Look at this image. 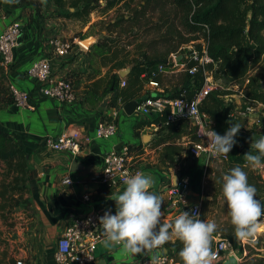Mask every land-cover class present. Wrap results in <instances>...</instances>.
<instances>
[{
	"label": "crops",
	"instance_id": "0c3cea01",
	"mask_svg": "<svg viewBox=\"0 0 264 264\" xmlns=\"http://www.w3.org/2000/svg\"><path fill=\"white\" fill-rule=\"evenodd\" d=\"M41 1V14L38 15L31 1L0 0V31L13 20L23 23L20 44L15 49V61L10 68L5 69L6 83L11 88L30 92L32 103L29 107L16 104L14 99L0 102V128L15 136L26 154L29 197L32 203L29 208L26 205L17 208L12 214L13 218L7 222L0 217V264H16L18 260H23L25 264H57L54 259L57 240L63 233L70 214L116 209V202L112 198L124 188L109 189L95 177L103 166L105 154L119 144L135 146L142 143L145 145V151H150L152 157H155L156 170L142 171L157 177V184L150 187L149 191L157 194L162 200L161 222L171 225L174 221L173 209L170 208L168 194L164 189L170 179L173 181L174 175L179 178L180 173H175L173 166L167 167L171 169L170 174L165 173V165L158 160L164 144L154 146L151 143L157 138V133L151 131L153 127L150 125L142 128L141 133L152 135L151 140L147 144L141 141L143 138L136 134V123L139 119L123 110L121 97L107 108H100V103L105 97L102 95L103 87L112 73H119L121 69L110 71L113 61L106 57V61L100 60V64L91 63L93 42L86 45L85 41L93 37L74 39L75 43L82 41L87 46L86 49L80 50L76 43L66 55L58 56L52 61L55 77L68 76L74 81L77 93L74 103L61 104L45 96L38 88V81L27 75L26 71L32 63L49 51L50 39L54 36L64 38L73 32L64 27H68L70 20L59 14L53 0ZM126 67L132 68V65ZM168 77H161L164 88L171 87L167 81ZM119 88L123 87L119 84ZM245 88L243 87L244 96L242 90L237 92L236 89V92L229 94V100L234 105L232 111L236 113L237 124L241 127L240 137L251 144L253 138L259 137L250 130L256 127L255 124L263 129L264 134V125L261 127L262 118L259 113L264 111V106L256 104L254 112L244 111L246 104L252 102L247 97ZM113 94L112 91L111 99ZM105 118L117 121L119 133L110 139L93 138L79 155L56 151L44 143L46 135L57 136L74 129L93 135L98 121ZM185 137L175 141L185 147L180 155H175L176 161H181L182 156L186 154V141H181L185 140ZM147 146L150 147L149 151ZM260 174L264 180V168ZM66 177H70L72 182L64 183L63 179ZM86 195L89 199L84 198ZM4 228L8 231H4ZM176 238L171 235L166 242H173ZM174 249V246L168 245L165 248L164 244H160L147 252L150 255H158L166 251L173 252ZM97 255L98 262L104 259L105 264H129L138 258L137 254L125 251L122 244L108 240L99 246Z\"/></svg>",
	"mask_w": 264,
	"mask_h": 264
},
{
	"label": "trees",
	"instance_id": "16d2710c",
	"mask_svg": "<svg viewBox=\"0 0 264 264\" xmlns=\"http://www.w3.org/2000/svg\"><path fill=\"white\" fill-rule=\"evenodd\" d=\"M31 1L38 15L41 14V0H21V2ZM101 0H55L58 8L66 6L74 7V11L63 13L58 11L64 17H77L84 19L97 8L107 11L117 7L125 0H105L102 5ZM155 0H142L134 14L131 17H122L113 21L110 26L118 27L122 23L132 26L135 22V16L144 14L151 8ZM166 1V0H164ZM179 9L183 25L190 32L203 31L210 54L217 60V65L226 71L227 76L234 84L243 83L248 77L247 97L252 100L264 103V73H255L250 75V70L260 64L264 55V0H167ZM131 30L129 28L126 31ZM198 37L197 39L201 38ZM107 54H111L107 59L113 61L110 71L120 70L127 65H132L129 74L126 76V85L119 88L120 76L118 72L112 73L110 79L103 87L102 95L105 96L110 90L113 91V98L110 104L114 103L118 97L122 98L123 104L137 98L143 92V81L140 75L149 67L157 62L167 60L153 59L144 54L141 60L136 57H129L127 51L123 49L125 55L122 59H117L116 49L111 45H106ZM195 65L190 62L189 66ZM264 69V68H263ZM7 75L4 68L0 65V102L13 100V94L10 87L6 85ZM6 83V84H5ZM204 83L202 71L194 76L187 75L183 86L176 89L171 96L184 94L188 101L196 96ZM4 85V86H3ZM6 86V87H5ZM8 93V95H6ZM225 92L212 90L202 100L201 110L208 112L216 120V131L223 134L225 130L233 123L237 124V118L231 116L232 104L225 101ZM262 120V119H261ZM152 123L159 126V135L151 143L154 146L163 145L158 160L166 167L173 166V162L185 150L184 145L177 144L175 141L183 136L190 140H196L195 127L188 120H178L168 125H163L158 118L139 120L136 134L141 138V129ZM237 144L229 152V163L234 166H240L248 175V182L257 188V197L264 193V180L260 173L252 166L246 164L244 154L251 148V144L242 139L237 134ZM169 142V143H166ZM134 148L130 145V149ZM180 158V157H178ZM250 164V162H248ZM28 163L26 154L19 141L11 133L0 128V217L7 222L13 218L12 214L17 208L26 205L31 206L29 197L30 188L28 185ZM261 220L259 218L258 222ZM13 223V222H11ZM13 225V224H12ZM235 233L234 225L232 227ZM264 233V232H263ZM214 234V233H213ZM232 236V233L230 234ZM233 237V236H232ZM253 234L248 237L250 240ZM234 242L237 239L233 237ZM212 242V240H211ZM210 242L211 252L214 244ZM165 248L168 245L174 246L173 254L175 259L183 264L179 251L183 247V242L176 238L173 242L163 243ZM254 245L257 249L251 248L246 256L245 264H264V254L261 249L264 248V236H259Z\"/></svg>",
	"mask_w": 264,
	"mask_h": 264
},
{
	"label": "built area",
	"instance_id": "2783aa9c",
	"mask_svg": "<svg viewBox=\"0 0 264 264\" xmlns=\"http://www.w3.org/2000/svg\"><path fill=\"white\" fill-rule=\"evenodd\" d=\"M22 31L23 23L20 20H13L0 31V65L4 70L10 68L15 61V49L20 44ZM49 42V51L33 62L26 73L38 81V88L45 96L55 99L61 104H72L77 100L74 81L68 76L55 77L52 71L53 59L66 55L72 49V45L59 36H54ZM181 51V54H173L166 62H157L140 75L143 81V92L135 99L138 101V105L133 114L139 120L158 118L163 125L182 119L188 120L195 127L197 135L196 140H190L187 149L192 158L219 157L229 160V153L213 155L208 144L209 138L203 134L210 127L216 130L217 125L216 120L200 108L202 100L214 90V67L217 66V60L210 54L205 37L185 44ZM190 62H195V65L189 66ZM200 71H202L204 83L191 101H188L184 94L171 96L172 92L167 90L169 88H164L161 82V77L164 75L172 76L179 72H185L186 75L194 76ZM245 81V84L248 83L249 78L247 77ZM120 85L122 87L126 85L125 78L121 79ZM182 86L183 84L179 85L177 89ZM10 90L16 104L32 106L30 92L11 88V86ZM241 93L244 96L243 90ZM249 100L253 103L246 104L244 111L254 112L256 104L264 106L262 102ZM123 106L124 104L122 108ZM231 116L236 117V113L232 111ZM151 126L155 130L159 128L157 123H152ZM118 133L117 121L105 118L98 121L93 135L80 129H74L57 136L46 135L44 143L51 149L67 151L76 156L93 138L110 139ZM131 160V149L128 144H122L120 148H111L105 154L103 166L95 179L109 189H123L130 175L142 172V170H135L132 167ZM246 164L250 165L248 162ZM254 169L259 173L263 170L261 167ZM63 182L71 183L72 181L70 177H66ZM190 188V176L183 170L180 172L178 184L175 186L170 179L169 183L165 185L164 191L168 194L171 209L174 210L180 206L181 212L184 210L189 213L195 212L200 216L201 203L189 200ZM84 198L89 199L88 195ZM111 211L114 213L116 209ZM103 214V211L94 210L87 214L72 213L69 215L67 225L56 244L54 259L57 264H98L97 250L102 243L107 241L99 221V217ZM218 236L211 252L212 264H222L229 253L234 254L239 261L246 256L247 250L244 244L243 248L235 250L228 237ZM255 237L256 233L252 239ZM137 256L138 258L133 259L129 264H180L172 251L158 255H150L145 251L137 253ZM16 264L25 263L23 260H18Z\"/></svg>",
	"mask_w": 264,
	"mask_h": 264
},
{
	"label": "rangeland",
	"instance_id": "374dc122",
	"mask_svg": "<svg viewBox=\"0 0 264 264\" xmlns=\"http://www.w3.org/2000/svg\"><path fill=\"white\" fill-rule=\"evenodd\" d=\"M141 1L142 0H125L124 3L107 11H102L101 8H97L84 19H79L73 16L67 17L70 21L68 22V27H64L73 32L69 34L70 36H64V38L61 36L59 37L70 42L72 48L77 43L80 50L81 48L86 49V45L88 44L86 43L85 45L82 41H77L75 43L74 39L84 40L90 36L93 37L95 40L91 46V63L97 65L98 62L100 64V60L104 62L106 61L105 57L107 58L112 55V53L107 55L106 45H111L112 48L116 49L117 59H122L125 55L123 49H125L129 56L136 57L138 60H141L144 54H146L153 59H164L168 61L173 54H181V50L185 44L191 43L198 37L204 35L202 30L192 33L186 29L183 25L182 19L179 17L181 16L179 9L175 4H172L167 0H155L149 10L138 17L135 16V22L132 26H129L126 23H122L118 27L110 26V24L116 19L135 15L134 10ZM100 2L102 5L105 4V0H101ZM53 3L55 4V0H53ZM55 6L57 5L55 4ZM55 8L63 13L75 10L74 7L70 8L69 6L64 8H58L57 6ZM129 28H131V30L126 31ZM261 59L260 64L250 70V75H254L257 72L260 74L264 73V55ZM214 69V90L216 89L225 92V101L231 103L232 108H234L233 103L229 100V94L236 92V89L237 92L243 90L244 85H246L245 89L247 90L248 83L245 84L246 81H244L235 87L236 84L231 82L224 69L219 68L218 65L215 66ZM186 77L187 75L185 72H179L169 76L167 81L171 87L169 88L170 90H167L173 93L179 85L184 83ZM260 81L264 82V79H261ZM6 95H8V93H6ZM259 113L262 118L261 127H263L264 111ZM255 126V128L250 129L253 134L259 136L262 135L263 129L258 127L257 124H255ZM151 131L157 133L158 137L159 130L153 128ZM141 141L144 142L143 139ZM181 141H186V154L185 156H182L183 159L181 158V161H176V159L174 161L175 164L174 162L172 164L175 168V173H180V171L186 170L189 174L191 182L189 200L191 202L201 203L200 219L215 222L217 225V230L211 236V243L215 244L216 239L219 237L218 235L228 237L232 241L235 250L237 248H243L244 244L247 250V256L251 251V248L249 247L257 249L254 243H256L259 236H264V228L256 226L254 232L256 233V237L252 240L249 238L241 240L235 236L228 207L222 194V178L233 166L228 160L219 157L192 158L187 151L190 142L189 137H185V140L182 139ZM144 147L145 145L141 143L140 145H135L131 150L132 167L135 170H156V159L155 157H152V153L149 151L150 147L147 146L149 152L145 151ZM163 169L165 173L170 174L171 169L166 166H164ZM257 198L264 203V193ZM180 209L181 207L178 206L172 210V216H174V219L181 213ZM263 220L264 217H261L259 222ZM4 231H8V229L4 228ZM169 231L171 232V228ZM231 233L232 236L237 239L236 243L233 240L234 238L230 236ZM261 251L264 254V248H262ZM246 256L240 260V264H245Z\"/></svg>",
	"mask_w": 264,
	"mask_h": 264
},
{
	"label": "clouds",
	"instance_id": "9594fccd",
	"mask_svg": "<svg viewBox=\"0 0 264 264\" xmlns=\"http://www.w3.org/2000/svg\"><path fill=\"white\" fill-rule=\"evenodd\" d=\"M240 128L233 123L223 134L211 127L204 132L209 138L212 154H228L238 142L236 137ZM251 148L255 151L249 150L244 158L253 168H264V134L252 139ZM150 184V178L139 172L127 178L123 191L112 198L116 202V211L113 213L108 209L99 217L107 240L121 243L125 251L137 254L157 247L175 235L183 242L179 251L183 264H212L210 242L217 230L216 223L185 210L171 225L162 223V200L149 191ZM256 193V186L248 182L247 172L240 166H234L224 174L222 194L238 239L250 237L259 218L264 217V203Z\"/></svg>",
	"mask_w": 264,
	"mask_h": 264
},
{
	"label": "water",
	"instance_id": "95a60500",
	"mask_svg": "<svg viewBox=\"0 0 264 264\" xmlns=\"http://www.w3.org/2000/svg\"><path fill=\"white\" fill-rule=\"evenodd\" d=\"M94 40L95 39L92 38L88 41H85V43L89 44L90 42L91 43L94 42ZM130 70H131V67H126L124 69H121L119 71L120 77L125 78V76L127 74H129ZM111 96H112V91H110L109 93H107L105 95V97L103 98V100L100 103V108H107L109 106ZM137 105H138V101L134 99V100H131V101H128L127 103H125L123 108H124V111L128 115H132L135 112ZM142 138H143L145 143H148L151 140L152 135L145 133V134H143ZM121 145L122 144L117 145V148H120ZM141 174L146 175L147 177L150 178V180H151L150 187L155 186L157 184L158 180H157V177L155 175H152L151 173H149L147 171H142ZM178 180H179L178 176L174 175L173 176V184L175 186L178 184ZM98 264H105V260L102 259L101 261L98 262ZM222 264H240V261L237 259V257L234 254L229 253Z\"/></svg>",
	"mask_w": 264,
	"mask_h": 264
},
{
	"label": "bare ground",
	"instance_id": "6f19581e",
	"mask_svg": "<svg viewBox=\"0 0 264 264\" xmlns=\"http://www.w3.org/2000/svg\"><path fill=\"white\" fill-rule=\"evenodd\" d=\"M257 226H258V227H263V228H264V220L261 221V222H258V223H257Z\"/></svg>",
	"mask_w": 264,
	"mask_h": 264
}]
</instances>
